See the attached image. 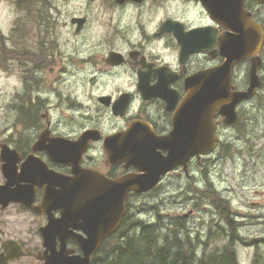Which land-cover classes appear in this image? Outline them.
Here are the masks:
<instances>
[{"label":"flooded vegetation","instance_id":"af4514ba","mask_svg":"<svg viewBox=\"0 0 264 264\" xmlns=\"http://www.w3.org/2000/svg\"><path fill=\"white\" fill-rule=\"evenodd\" d=\"M79 1L75 5H60L56 0H0V7L15 12L8 32L0 29V58L15 66L13 71L20 83L6 106L7 112L14 117L13 134L7 133L10 128L4 132L0 153L1 146L6 145L18 155V173L21 163L32 156L66 178H72L74 167L108 180L143 174L131 163L130 141L143 142L158 157L168 155L165 140L175 130L177 116L185 101H192V94L209 82L210 72L226 61L223 55L226 38L233 31L225 27V22L213 20L209 10H241L260 28L262 42L258 50L254 43L250 44V50L255 52L232 65L229 93L250 89V67L255 58L260 60L255 72L260 86L254 89L250 98L236 103V117L231 124L225 123L219 110L214 112L212 135L216 142L211 153L192 156L184 165H175L146 192H129L121 224L132 212V199L151 194L169 179L168 183L175 189V199H183L184 205L191 204L187 213L171 217L168 225L172 232L188 236L194 233L187 229V220L203 202L216 219L227 222L230 231L234 222L242 226L245 216L231 210L230 202L217 189L214 178L220 171L219 157L226 133L233 128L242 130L243 125L255 130L262 127L259 116L257 119L253 115L264 109V3L260 0ZM95 9L98 13L93 16L104 19L103 27L93 24L91 14ZM63 11L77 13L65 14ZM94 29H99V35L93 36ZM191 120L192 117L176 127L188 133L192 129ZM257 120L258 124L255 123ZM201 129L204 127L196 126L197 133ZM209 129L208 124L207 133ZM87 131L94 134L84 145L77 144ZM119 134L124 135L110 143L109 153L123 156L109 159L104 148L108 140L105 138ZM125 134H128L127 138ZM97 136V139L92 138ZM60 140L63 145H67L63 141L72 145L62 148ZM36 144L38 148L34 150ZM53 151L62 153L66 161H53L50 158ZM1 166L0 160V185L5 182ZM41 196L42 188L36 187L33 205L40 203ZM227 204L230 216L225 220L221 210ZM10 205L39 219L36 229L40 242L33 247L29 240L11 237L0 242V252L2 244L11 240L31 255L8 264L18 263L23 258L41 264L34 255L44 249L39 229L46 224V216L18 203H11L6 208ZM53 214L58 218L60 211ZM156 220L142 222L154 224ZM159 224L164 225L163 221ZM30 233L25 230L21 235ZM67 245L78 251L72 240Z\"/></svg>","mask_w":264,"mask_h":264},{"label":"water","instance_id":"95a60500","mask_svg":"<svg viewBox=\"0 0 264 264\" xmlns=\"http://www.w3.org/2000/svg\"><path fill=\"white\" fill-rule=\"evenodd\" d=\"M264 3V0H260ZM207 8V5L204 4ZM210 16L218 23L225 22V27L233 31L226 38L223 55L225 64L210 72L211 78L199 91L192 94V101H185L177 116L175 130L167 138L166 157L153 155L143 142L130 141L128 145L132 152L131 163L143 174L133 177H122L108 180L101 175L80 170L74 167L72 178L54 173L35 157H28L20 165L17 172L18 155L8 146H1V171L5 182L0 185V207L5 209L10 203H18L32 209L38 214L46 216V224L39 229L42 238L43 251L35 254V259L41 264H90L91 258L98 252L102 242L111 236L121 224L125 214V202L129 192H146L153 188L160 177L175 165H184L189 157L211 153L215 148L216 138L212 135V117L216 110L225 117V123L231 124L236 117L237 102L250 98L255 88L260 86L255 75L259 58L252 60L250 67V89L247 92L229 93V73L232 65L244 56L255 52L250 50V44L257 46L262 42V33L250 18L248 13L238 10H209ZM184 42H181L183 44ZM247 48V49H245ZM225 81V85L223 84ZM192 129L181 131L176 125L188 122ZM204 117V118H203ZM209 124V133L207 126ZM204 127L197 133L196 126ZM206 130V131H205ZM91 131L85 132L77 144L84 142L91 136ZM108 139L104 148L109 159L122 158L123 154H110V143L117 137ZM126 138L128 134H125ZM97 139V137H92ZM67 145H72L63 141ZM39 143V142H38ZM63 148L61 140L59 142ZM37 144L33 147L35 150ZM53 161L65 162L63 154L58 151L50 153ZM42 188L41 201L33 205L35 188ZM60 211L58 218L54 211ZM74 231H79L80 234ZM72 240L79 253L68 248V241ZM31 253L21 249L13 241H5L0 252V264H8L22 256Z\"/></svg>","mask_w":264,"mask_h":264},{"label":"rangeland","instance_id":"374dc122","mask_svg":"<svg viewBox=\"0 0 264 264\" xmlns=\"http://www.w3.org/2000/svg\"><path fill=\"white\" fill-rule=\"evenodd\" d=\"M79 2V0L64 2L56 0V3L60 5L63 3L75 5ZM62 13L74 14L77 12L63 11ZM97 13L98 10L95 9L91 14L93 24L103 27L104 19L93 16ZM14 15L13 10L4 6L0 7V29L2 32H8ZM98 31L99 29H94L93 36L99 35ZM14 69L15 66L9 60L0 58V140L3 139L4 132L9 128L7 133L12 132L10 135L13 134L11 127L14 117L13 114L7 112L6 106L8 107L15 88L20 85ZM57 88L59 89V87ZM65 93L73 94L68 91ZM55 103L61 104V102ZM253 116L257 119L259 116V124L262 127L255 130L254 127L243 125L242 130L233 128L226 133V137L223 138L225 144H222L223 148L219 157L220 171L214 178L217 189L223 192L230 202L231 210L239 211L245 216L242 220L244 224L240 226L234 222L230 231L225 224L226 221L224 222L220 218L216 219L211 209L204 207V202L199 203L193 216L187 220V229H191V232L194 233H190V236L180 233L177 236L179 238L187 236L189 241L195 244L197 256L204 253V245H207L206 250L209 251L222 248L230 240V235L227 234L231 233L236 238L232 242V246L238 264H264V137H261L264 134V109L255 111ZM255 123L258 124V120ZM168 182L169 179L165 180L162 187L149 195L132 199L130 215L133 219L141 222L149 219L155 221L156 216H159L155 224L163 221L164 225H161L164 231L172 232L168 225L171 217L187 213L191 204H182L183 199L177 201L174 197L173 184L170 183V185ZM211 199L214 197L212 196ZM39 222L36 216L23 211L16 205H10L5 210L0 209V242L12 237L24 241L29 240L33 247L39 245L40 238L36 229ZM25 230L32 233L21 235ZM13 264L39 263L31 258H23Z\"/></svg>","mask_w":264,"mask_h":264},{"label":"trees","instance_id":"16d2710c","mask_svg":"<svg viewBox=\"0 0 264 264\" xmlns=\"http://www.w3.org/2000/svg\"><path fill=\"white\" fill-rule=\"evenodd\" d=\"M221 214L228 220V204ZM154 224L127 215L120 228L101 244L90 264H238L232 246L236 238L231 233L227 234L230 240L222 248L209 251L204 245V253L197 256L195 244L187 236L179 238L177 232L163 229L161 233Z\"/></svg>","mask_w":264,"mask_h":264},{"label":"bare ground","instance_id":"6f19581e","mask_svg":"<svg viewBox=\"0 0 264 264\" xmlns=\"http://www.w3.org/2000/svg\"><path fill=\"white\" fill-rule=\"evenodd\" d=\"M225 215H226V213H225ZM140 221V220H139ZM135 222H138V221H135ZM154 226L158 229V231H162V229H163V227H162V225H160V224H154ZM130 228V231H131V229H132V225L129 227ZM164 230V229H163ZM204 255V254H203Z\"/></svg>","mask_w":264,"mask_h":264}]
</instances>
